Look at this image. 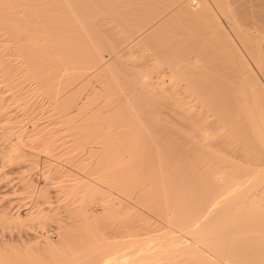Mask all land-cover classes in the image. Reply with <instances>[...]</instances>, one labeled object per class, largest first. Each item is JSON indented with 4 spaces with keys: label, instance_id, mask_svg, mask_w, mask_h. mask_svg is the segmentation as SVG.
Returning <instances> with one entry per match:
<instances>
[{
    "label": "rangeland",
    "instance_id": "rangeland-1",
    "mask_svg": "<svg viewBox=\"0 0 264 264\" xmlns=\"http://www.w3.org/2000/svg\"><path fill=\"white\" fill-rule=\"evenodd\" d=\"M47 1L1 0L0 4V161L13 146L20 153L15 161L4 159L10 167L7 162L0 169L7 175L0 182V193L5 195L0 194V205L4 207L0 213V264H134L137 259L132 262L135 257L131 255L139 261L145 259L143 263L147 264H264V122L260 124L253 116L260 113L259 106L264 112V76L214 0L202 1L207 14L195 9H202L197 2L191 4L193 8L190 5L195 12L185 9L200 19H193L191 25L183 23L189 25L190 32L185 29L189 34L185 33L184 41L178 43L193 46L192 54L198 61L191 70L184 71L181 81L188 80V76L191 79L188 93L199 91L201 85H215L216 97L224 96L226 112L242 113L244 109V114L226 133L229 137L225 136L237 147L233 146L228 154L223 151L222 161L218 158L221 162L214 160L207 166L201 163L207 151L195 152L196 147L184 144L197 122L167 114L171 112L168 107H172L170 96H152L151 90L136 84L138 74L144 72L140 63L160 42L163 31L154 38L156 44L152 39L144 41L145 46L152 44L151 50L147 46L145 52L115 57L109 54L104 39L109 38V31L104 33L102 29L110 30L111 25L106 26L111 23L109 18V22L103 21L107 22L105 26L99 24L104 32L89 25V37L83 38L82 25L52 20L60 6L48 4L64 2ZM47 15L52 17L47 19ZM65 18L68 21V15ZM8 23L17 25L18 30ZM190 27L197 32H191ZM112 28L118 30L116 25ZM23 33L25 39L14 40ZM193 33H197L195 37ZM30 34H34L31 40L40 37L39 44L28 41ZM78 43H83V50ZM93 46L105 56L101 70L89 68L88 50ZM236 74L241 78L244 75L241 82ZM232 76L238 78L233 82L240 83L239 87L244 81L254 86L255 95L231 83ZM249 96L259 102L248 100ZM245 111H253V118L250 113L248 116L256 127L260 126H253L257 131L248 125ZM219 149L208 150L210 155L205 156H214ZM218 172L222 177L216 180L212 175ZM256 190L258 201L244 204V196ZM212 199L222 200L220 210L205 209L209 201L214 202ZM201 217V222H192ZM156 228V243L137 242L138 249L137 245L133 247L136 242H125L126 235L140 230L154 232ZM167 236H177L180 244L175 243L179 239L167 240ZM144 247L157 255L156 260ZM140 249L148 257L136 255ZM107 257L108 262L104 261Z\"/></svg>",
    "mask_w": 264,
    "mask_h": 264
},
{
    "label": "bare ground",
    "instance_id": "bare-ground-1",
    "mask_svg": "<svg viewBox=\"0 0 264 264\" xmlns=\"http://www.w3.org/2000/svg\"><path fill=\"white\" fill-rule=\"evenodd\" d=\"M34 1V0H33ZM42 1V0H41ZM49 1H53L54 0H49ZM47 1V2H49ZM57 1H62L64 2V5H57L58 2ZM55 2H57V4H55L56 6H50V3L48 4L49 7H57V6H60L59 8H56V11L55 9L53 11L55 16L52 17V15H47L46 18L49 19L52 17V20H54L53 18H57L58 21L57 22H66V23H71L72 21H75L76 24H79V25H82L81 29H82V37L85 38L86 37H89V34H87V32L89 31L88 27H96L99 28V30H101V28L103 27L102 25L100 26L99 24L103 23L106 24L107 22L106 21H111V23H107L106 26H109V29L110 30H106L105 28H102L103 30H105V32L103 30H101L102 32L106 33L108 32V37L109 38H105V41H107L106 43V47L108 48V51H109V54L115 56V57H122L123 55H126V54H131V53H134L137 51L138 52H145V48L148 46V48L150 49L151 45L152 44H148V45H144L145 44V40L147 39H152L150 41H153V45H154V38H158L159 36H157V34H160L162 33V37L160 38V42L158 44L155 45L154 49L150 52V54L146 55L144 61L142 63H140L144 68L142 70H144V72L138 74L139 75V78H137V82L136 84H138L141 88L142 86L145 87L146 91H149L151 90V94L152 96H154L153 94L155 95H158L160 96L159 94H164L165 96H167V98L170 96V99L173 100L172 101V107H168L169 108V113L167 114H177V115H180V116H185V118L188 120V119H193L197 122L196 125L194 126H191V129L190 131L191 132H188V138H186L187 140H185L184 144L185 145H189L191 144V146H194L196 147L197 149H194L195 152H204V151H207L205 152L206 154H209L208 153V150H211L212 149H219L218 153L215 154L214 156H205L203 155L201 158H202V162L201 163H205L204 165L207 166V164H213L215 162H213L214 160H219L218 158H220V160L222 158H224L223 156L225 154H228L229 152H232L234 149H233V146L236 148V144L235 145H232V140L230 141L229 139H227V137L225 136H228L226 135V133H228L229 130H231V126L233 127V123L236 121L235 120H239V118L241 117L244 111H242V113H232V114H228V112H226V106H225V99L222 100V98L224 96H222L223 94L226 95V92L223 93L221 96V99L220 98H217L216 96L218 95V92L215 91V88H213L212 86H208V84L205 86L201 85V90L199 88V91H195V93H188L187 92V89L190 87V80H189V76L187 74H184L185 77L188 76L187 78L185 79H188V80H185L184 78V82L181 81L182 78L181 77H184L182 76V74L184 73V71H188V68L190 69V67L193 68V66H195V64L197 63L198 59H197V55L195 56V54L193 55L192 52H193V49L192 47H189L187 48V46L185 47V44L183 46V44H180L182 43L181 41L183 39H185V33L187 32H190L189 31V25H191V23H193V21L196 19H200V16L198 14H192L190 13V10L191 8H193L194 5H191L193 4L194 2L196 3H199L202 7V9H199V8H195L197 11L198 10H203L204 14L206 13V11H204V4H203V0H57ZM203 1V2H202ZM1 2V0H0ZM17 2V1H16ZM29 3V1H27ZM36 2V1H35ZM215 4L217 5V8H219L220 10V13H222L223 15L222 16H225V20L227 19V22L228 25L230 24V28L232 27V30L234 32L235 37L237 36L239 38V40L241 41V43L243 44V47L245 48V50L247 51V53L249 54V56L252 58L253 62H255L257 68L260 70V72L263 74L264 76V0H214ZM45 3V2H44ZM2 4V2L0 3ZM4 5V4H3ZM31 5V4H30ZM33 5V4H32ZM31 5V6H32ZM37 5V4H36ZM52 5V3H51ZM190 5H191V8H190ZM206 5V4H205ZM215 6V5H214ZM36 7V6H35ZM207 7V6H206ZM189 8L187 11L185 9ZM33 9V7H32ZM195 9H191L192 12H195L196 10ZM208 9V8H207ZM51 10V8H50ZM195 10V11H193ZM18 12V11H17ZM17 12L15 13V17L17 16ZM202 12V13H203ZM37 13V12H36ZM199 13V12H197ZM201 13V15H202ZM219 13V11H218ZM39 14V12H38ZM49 14V13H48ZM68 15V21L66 20L67 18L66 15ZM105 16H103V15ZM207 14V13H206ZM204 16V15H202ZM14 17V18H15ZM81 17V19H80ZM208 17V16H206ZM109 18V19H108ZM211 18V17H209ZM208 18V19H209ZM33 19V18H32ZM108 19V20H107ZM194 19V20H193ZM207 19V18H206ZM31 20V19H30ZM29 20V21H30ZM64 20V21H63ZM66 20V21H65ZM104 20H106L105 22H103ZM35 21V20H33ZM33 21H30L31 23ZM108 21V22H109ZM186 21H189V22H186ZM192 21V22H191ZM199 21V20H198ZM198 21H195V22H198ZM208 21V20H207ZM210 21V20H209ZM115 22V23H114ZM186 23V24H189L185 27V25L183 23ZM200 22V21H199ZM202 20H201V24H202ZM205 22V21H204ZM36 23V22H35ZM220 23V22H219ZM9 25H13L12 23H8ZM64 24V23H62ZM29 25V24H28ZM67 24H64V26H66ZM78 25V26H79ZM91 25V26H89ZM96 25L100 26V27H97ZM116 25V28L118 27V30L115 29V31L113 30L114 28H112L113 26L115 27ZM193 25V24H192ZM194 25H198L197 23H195ZM24 26V25H23ZM70 26H73V25H70ZM105 26V25H104ZM204 25H200V27H202ZM15 27V24L13 25V28ZM17 27V25H16ZM15 27V28H16ZM26 27V26H25ZM68 27V25H67ZM193 28H197L195 26H192ZM192 27H190L192 29ZM44 28V27H43ZM60 28V27H59ZM75 28V27H73ZM121 28V29H120ZM164 28V29H163ZM11 30H14L15 29H12L10 28ZM18 30V28H16ZM62 29V27H61ZM68 29V28H67ZM185 29H188L185 30ZM20 30V29H19ZM31 30V28H30ZM32 30H33V27H32ZM46 30V29H45ZM202 30V28H201ZM199 29V31H201ZM231 30V31H232ZM21 31V30H20ZM20 31H16L17 33H20ZM187 31V32H186ZM193 31V29L191 30V32ZM195 32H197L196 30H194ZM193 31V32H194ZM198 31V32H199ZM12 34H13V31H10ZM15 32V34H17ZM22 32V31H21ZM92 32H95V33H98L96 32L95 30L92 31ZM156 32V33H154ZM155 35H154V34ZM11 34V35H12ZM14 34V37H16V35ZM29 34V33H28ZM35 34V33H34ZM34 34L33 35H27V37H30V40H28L29 42H33V43H38V39L40 38H36L31 40L33 37H34ZM63 34V33H62ZM99 34V33H98ZM189 34V33H187ZM197 33H193V37L196 36ZM213 34V33H212ZM23 37L21 38H18L16 37V39H13L14 40H19L20 39L22 40V38H24V36L26 37V35H24V33L22 34ZM39 35V34H38ZM57 35V34H56ZM93 35H96V34H93ZM200 35H203L202 33H200ZM102 36V34H101ZM199 36V35H198ZM47 37V36H45ZM48 37H50L48 35ZM72 37V35H71ZM99 37V35H98ZM189 37H191V35H189ZM12 38V37H11ZM63 38V37H62ZM77 38V37H76ZM75 38V40H76ZM92 37H90L91 39ZM187 38H188V35H187ZM25 39V38H24ZM50 39V38H49ZM58 39V38H57ZM226 39V38H225ZM48 40V39H47ZM51 40V39H50ZM49 41V43H51ZM88 40V39H86ZM103 40V38H102ZM200 40V39H199ZM37 41V42H35ZM42 41V40H41ZM40 41V42H41ZM47 41V42H48ZM52 41V40H51ZM84 41V40H83ZM91 42H93V40H88ZM184 41V40H183ZM186 41V40H185ZM55 42V41H54ZM82 42V41H81ZM158 42V41H157ZM180 42V43H178ZM223 42V41H222ZM4 43V42H3ZM144 43V44H143ZM185 43V42H184ZM39 44V43H38ZM68 44V43H67ZM66 44V45H67ZM83 45V43H78V45L80 46V48L82 47L81 45ZM94 44V43H93ZM96 44V43H95ZM57 45V44H56ZM70 45V44H69ZM26 46V45H25ZM24 46V47H25ZM32 46V45H31ZM30 46V47H31ZM35 46V45H34ZM38 46V45H36ZM79 46H77L76 48H78ZM86 46V45H85ZM150 46V47H149ZM224 46V45H223ZM63 47V46H62ZM70 47V46H69ZM92 47V46H91ZM93 46V48L88 52H89V55H90V58H89V65L91 67L89 68H94L96 70L100 69L105 66L103 65L104 64V61L106 59H103V55L101 54L100 50L98 47H95ZM153 47V46H152ZM27 48V47H26ZM29 48V47H28ZM33 48V47H32ZM64 48V47H63ZM68 48V47H67ZM52 49V48H51ZM84 48L82 47L81 50H83ZM88 49V48H86ZM90 49V48H89ZM25 50V49H24ZM33 50V49H32ZM151 50V49H150ZM192 50V51H191ZM35 51V50H34ZM37 51V50H36ZM196 51V50H194ZM32 52V51H31ZM30 52V53H31ZM149 53V52H148ZM228 53V52H227ZM80 54V53H79ZM104 54V53H103ZM108 55V54H107ZM141 55V54H140ZM144 55V53L142 54ZM124 57V56H123ZM142 57V56H141ZM127 58V57H126ZM114 59V58H113ZM142 59V58H141ZM140 59V60H141ZM109 60V59H107ZM85 61V60H84ZM241 61V60H240ZM86 63V64H87ZM138 63V62H137ZM203 63V62H202ZM87 65H84L87 69ZM138 65V64H137ZM140 65V66H141ZM243 65V64H242ZM198 66V65H197ZM229 66V65H228ZM138 67V66H137ZM110 69V68H109ZM17 70V69H16ZM191 70V69H190ZM230 70V69H229ZM250 70V69H249ZM89 71V70H88ZM94 72V71H93ZM191 72V71H190ZM86 73V71H85ZM95 73V72H94ZM93 73V74H94ZM187 73V72H186ZM91 74V73H90ZM89 75V74H88ZM202 74H200V76H202ZM239 75V74H238ZM237 74L235 75L236 77H240V80L235 79V80H238L241 82V76H238ZM242 75V74H240ZM32 77V76H31ZM199 77V76H197ZM196 77V78H197ZM234 76L231 77V79L233 78ZM235 77V78H236ZM10 78V77H9ZM8 78V79H9ZM191 78V76H190ZM194 78V77H193ZM200 80L202 77H199ZM225 78V77H224ZM228 78V77H227ZM214 79V78H213ZM216 79V78H215ZM230 79V80H231ZM195 80V79H194ZM211 80V79H210ZM234 79H232V82H233ZM198 81V80H196ZM228 81H229V78H228ZM236 81V83L238 82ZM243 81V80H242ZM195 82V81H194ZM193 82V83H194ZM199 82V81H198ZM213 82V81H212ZM197 83V82H196ZM211 83V82H210ZM216 83V81H215ZM214 83V84H215ZM243 83V82H242ZM241 83V84H242ZM246 83V81H244V84ZM14 84V83H13ZM204 84V83H203ZM239 84L240 83H237L235 86L237 87L238 85V88H240V90L243 88L245 90H247L248 92H250L252 95L254 93L255 95V92H253V88L254 86L252 87L250 84L248 85H242L241 87H239ZM198 85V84H197ZM213 85V84H212ZM224 85H226L224 83ZM223 85V86H224ZM232 85V84H231ZM137 86V85H136ZM192 86V85H191ZM203 86V87H202ZM229 86V84L227 85ZM233 86V85H232ZM235 87V88H236ZM229 88V87H228ZM231 88V87H230ZM237 88V89H238ZM218 89V88H217ZM225 89H227L225 87ZM224 89V90H225ZM236 89V90H237ZM242 89V90H243ZM263 89V88H262ZM198 90V88H197ZM231 90V89H230ZM239 90V89H238ZM237 90V91H238ZM257 90V89H255ZM229 91V89H228ZM227 91V92H228ZM234 90H233V94H234ZM248 92H246L247 95ZM253 92V93H252ZM260 92V90H259ZM147 93V92H146ZM230 93V92H229ZM258 92H256L257 94ZM236 94V93H235ZM263 94V93H261ZM258 95L257 98L260 99ZM162 95V96H164ZM237 95V94H236ZM239 96L243 95V92L242 94H238ZM237 95V96H238ZM156 96V97H158ZM220 96V95H219ZM228 96V94H227ZM226 96V97H227ZM229 96H231L229 94ZM234 96V95H233ZM232 96V97H233ZM236 96V98L240 101L241 99H239L238 97ZM251 96V95H250ZM250 96L248 97V100H250ZM243 97V96H242ZM254 97V98H253ZM251 100H255V96H253ZM235 98V97H234ZM247 98V97H246ZM250 98V99H249ZM150 99V98H149ZM227 100H229L228 98H226ZM209 100L213 101L214 103L216 104H212L211 102H209ZM232 100V99H231ZM237 100V101H238ZM250 100V101H251ZM264 100V98H263ZM262 100V101H263ZM230 101V100H229ZM243 101V100H242ZM244 101H247L246 99ZM255 101H258L257 99ZM255 101L251 102L253 104H255ZM260 101V103L262 102ZM83 102V101H82ZM228 102V101H227ZM232 102V101H230ZM259 102V101H258ZM264 102V101H263ZM246 103V102H245ZM259 103V105H260ZM198 104V105H196ZM212 104V105H211ZM244 104V103H243ZM248 104V103H247ZM250 104V102H249ZM252 104V105H253ZM256 105V104H255ZM245 108V106H242ZM171 108V109H170ZM247 108V107H246ZM245 108V109H246ZM259 110L257 109V111H259L260 113H258V115L256 116L257 112H255V114L253 113V111H248V114L250 113L251 115V118H253V116H255L254 118L256 119L258 117L259 119V123L262 124L261 122L263 121L264 122V116L262 115L261 112H263V108L261 106L258 107ZM232 109V107H231ZM249 109V107H248ZM246 109V111L248 110ZM242 110V108H241ZM134 111V110H133ZM245 111V112H246ZM168 112V110H167ZM240 112V111H239ZM166 113V112H165ZM230 113V111H229ZM247 112H246V115H244V118L245 116L246 117H249L250 119V115L248 116ZM254 114V115H253ZM264 114V112H263ZM29 115V113H28ZM70 115V114H69ZM253 115V116H252ZM262 116V117H261ZM97 117V116H96ZM248 120V125L252 127V131L255 130L257 127L259 129L260 126H255L252 122V120L250 119ZM254 119V120H255ZM154 121V120H153ZM247 124V123H246ZM258 125V124H257ZM253 126L256 127L253 129ZM187 127V126H186ZM250 127V128H251ZM190 128V127H189ZM264 129V127H263ZM244 131V130H243ZM257 131V129L255 130ZM254 131V132H255ZM262 131V129H261ZM260 131V133H262ZM252 132V133H254ZM264 132V131H263ZM231 133V132H230ZM243 133V132H242ZM260 133H258L259 135H261ZM258 134L256 136H258ZM255 135V133H254ZM231 136V135H230ZM229 137V136H228ZM185 138V137H184ZM232 139V138H231ZM46 140V139H45ZM182 140V139H181ZM51 142V141H50ZM181 142V141H180ZM190 142V143H189ZM234 142V141H233ZM1 143V142H0ZM44 143V142H43ZM183 144V143H182ZM183 144V145H184ZM180 145V144H179ZM44 146V145H43ZM181 146V145H180ZM232 146V147H231ZM186 147V146H185ZM45 148V147H44ZM232 148V149H231ZM9 149V148H8ZM7 149V150H8ZM18 148H16L15 146L11 147L8 151H6V157L4 156V154L2 156H4V159H7L9 160L10 162L11 161H15V159H17V157L19 156L20 158V153L18 152L17 150ZM185 149V148H184ZM188 149V148H187ZM191 149V147H190ZM189 149V150H190ZM43 150V149H42ZM46 150V148H45ZM130 150V149H129ZM180 151L182 150V148L179 149ZM186 150V149H185ZM184 150V152H185ZM214 151V153L217 152ZM225 154H222L224 153ZM182 152V151H181ZM186 153V152H185ZM192 153H193V150H192ZM183 154V153H182ZM188 154V152H187ZM202 155V154H201ZM210 155V154H209ZM1 156V154H0ZM156 156V155H154ZM163 156V155H162ZM200 156V155H199ZM198 156V157H199ZM136 157V156H135ZM183 157V156H182ZM3 158V157H2ZM150 157H148L149 159ZM151 158H153V156H151ZM4 159L2 161H0V169H1V165L2 163H6L7 162H4ZM146 157H145V161H146ZM161 160H164L161 159ZM173 160V159H172ZM180 160V159H179ZM219 160V162H221ZM28 161V160H27ZM144 161V162H145ZM152 161V160H151ZM167 160L165 161H161L162 162H166ZM182 161V160H181ZM9 163V162H8ZM10 164L9 163V167H10ZM116 165V164H115ZM203 166V165H202ZM118 167V166H117ZM23 171V170H22ZM4 174V175H3ZM25 174V173H24ZM168 175V174H167ZM7 176L5 173H1L0 171V182H4V178H7L5 177ZM165 176V175H164ZM209 176V175H208ZM4 177V178H3ZM21 177V176H20ZM211 177V176H210ZM213 178H216L217 179H221L222 175L220 172L218 173H215L212 175ZM9 178V177H8ZM4 179V180H3ZM215 180V179H214ZM216 180H215V183L216 184ZM198 181V180H197ZM211 181H213L211 179ZM220 182V180H218ZM206 182V181H205ZM218 182V183H219ZM9 184V183H8ZM188 184V183H187ZM199 184V183H198ZM202 184V183H201ZM237 184V183H236ZM203 185V184H202ZM218 185V184H217ZM212 186V185H211ZM231 186V185H230ZM234 186V185H232ZM140 187V186H139ZM238 187V186H237ZM5 188V187H4ZM212 188V187H211ZM220 188V187H219ZM138 189V188H137ZM229 189V188H228ZM234 189V188H233ZM3 190V189H2ZM194 190V189H193ZM198 190V189H197ZM203 190V189H202ZM207 190V189H205ZM199 191H200V188H199ZM227 191V189H226ZM259 190H256V191H252L250 192L249 194H247V196H244V198L246 197V200L243 199V202L244 204L246 202H256L258 201L257 200V192ZM4 192V191H3ZM237 192V191H236ZM2 193V191H1ZM0 193V194H1ZM139 193V191H138ZM162 193V192H161ZM191 193H193L191 191ZM198 193V192H197ZM204 193V192H203ZM233 194V193H232ZM1 195H4V194H1ZM8 195V194H7ZM151 195V194H150ZM198 195V194H197ZM5 196V195H4ZM195 196V195H194ZM200 196V195H199ZM196 197V196H195ZM227 197V196H226ZM9 198V197H8ZM211 198V197H210ZM214 198V197H213ZM219 198V197H217ZM209 199V198H208ZM256 199V200H255ZM15 201V200H14ZM212 201L214 202H211L210 201L208 202L209 205L207 206V208L205 209H208L210 211H217V210H220L221 206H222V200L221 199H212ZM227 201V200H226ZM12 202V201H11ZM184 202V201H183ZM127 203V202H126ZM225 203V202H224ZM1 204V203H0ZM182 204V203H181ZM249 204V203H248ZM201 205V204H200ZM236 206V204H234ZM239 206V205H238ZM245 206V205H244ZM181 207V206H180ZM204 207V206H203ZM242 207V206H241ZM202 208V207H201ZM199 208V209H201ZM4 211V207L0 205V213H2ZM17 209V208H16ZM236 210V209H235ZM237 211H238V208H237ZM203 213V212H202ZM5 214V213H4ZM3 214V215H4ZM208 214V213H206ZM31 215V214H30ZM198 215V214H197ZM193 216V215H192ZM199 216V215H198ZM204 217L206 218L207 215L205 216L204 214ZM27 218V217H26ZM184 218V217H183ZM187 218V217H186ZM196 218V217H195ZM36 219V218H35ZM89 219V218H88ZM200 219H203L202 217L199 218V221L197 220V222H194L192 221L193 223H198V222H201ZM184 220V219H183ZM193 220H195L193 218ZM204 220V219H203ZM136 221V220H135ZM140 222V221H139ZM218 222V221H217ZM192 223L193 227H195V225ZM131 224V223H130ZM201 225V224H200ZM187 226V225H186ZM188 226H190L188 224ZM187 226V227H188ZM259 226V225H258ZM152 227V226H150ZM156 227V226H155ZM185 227V226H184ZM183 227V228H184ZM132 227H130L129 229H131ZM136 228V227H135ZM139 228V227H138ZM198 228V227H196ZM196 228H193V229H196ZM260 228V227H259ZM192 229V230H193ZM136 230V229H135ZM151 230V229H150ZM156 230H158L156 232ZM156 230H154V232H145V233H141L143 230H140L141 232L136 234L137 232H134L135 234H129V235H126V239H125V242H131L130 244L132 245V243L134 244V242H136V244H134L133 247H136L135 245H137V248H138V244L137 242L139 243H143L145 244V241H153V243H156L154 240L156 238L159 237V229L156 228ZM189 230V229H188ZM197 230V229H196ZM137 231V230H136ZM173 231V230H172ZM127 233H130L127 232ZM120 235V234H119ZM172 235V234H170ZM116 236V235H115ZM39 237V236H38ZM112 237V236H111ZM114 237V236H113ZM116 237H121L122 236H116ZM168 237H172V238H177L176 237H173V236H167V240L170 239ZM120 239V238H119ZM124 239V238H123ZM164 239V238H162ZM179 239V238H177ZM202 239H203V236H202ZM16 240V239H15ZM115 240V239H114ZM157 240V239H156ZM165 240V239H164ZM158 241H160L158 239ZM180 241L177 240V242L175 243H178L180 244ZM120 242H122L123 244V240H120ZM54 243V242H53ZM115 243V242H113ZM160 243V242H159ZM165 243H168V242H165ZM171 243V242H170ZM169 243V244H170ZM129 244V245H130ZM140 244V245H141ZM169 244H166V246H168ZM176 244V245H178ZM121 245V244H119ZM128 245V243H127ZM149 245V244H148ZM165 245V244H164ZM126 246V245H124ZM158 246V245H157ZM165 246V248H166ZM175 246V245H174ZM184 246V244H183ZM2 247V246H0ZM7 247V246H6ZM42 247V246H41ZM129 247V246H127ZM142 247V246H141ZM187 248V246H185ZM184 247V248H185ZM183 248V247H181ZM5 249V248H4ZM131 249V247H130ZM139 249V248H138ZM145 249V247L143 248ZM143 249H140L141 251H138L140 252V254H136V255H139V257H141V255H143L145 252H143L142 250ZM150 248L147 247L145 249V251L147 250L148 252L146 253H150L152 255V250L150 251L149 250ZM158 249V248H157ZM169 250H172V247L169 249ZM3 251V249H2ZM8 252V251H7ZM132 252V251H131ZM131 252H125V253H131ZM135 252V251H134ZM133 252V253H134ZM122 253V252H121ZM136 253V252H135ZM159 254H161L160 252H158ZM256 253V252H255ZM22 254V253H21ZM123 255V253H122ZM145 257H148L146 256L147 254H144ZM97 256V255H96ZM116 256H118L116 254ZM125 256V255H123ZM133 257H135L134 259H132L134 262V260H136V263L137 264H140V263H143L145 262L143 260H138V257H136L135 255H131ZM157 255H152L151 257L153 258V260H156V257ZM114 256L112 255L110 258H111V261H113L112 259ZM127 257H130V256H127ZM132 257V258H133ZM150 257V259H152ZM156 257V258H154ZM118 258V261L120 260L119 257ZM126 258V257H125ZM124 258V259H125ZM173 258V257H171ZM129 259V258H127ZM130 260V259H129ZM160 260V259H159ZM104 261H110V259H105ZM128 260H125L124 262H127ZM139 261V262H138ZM4 262V261H3ZM176 262V261H174ZM179 262V261H178ZM105 263V262H104ZM104 263H100V264H104ZM111 264H115L113 262H109ZM121 262H118L117 264H120ZM134 263V264H136ZM7 264V263H6ZM10 264V263H9ZM122 264V263H121ZM128 264V262L126 263ZM133 264V263H132ZM143 264H147V263H143ZM221 264V263H220ZM233 264V263H232Z\"/></svg>",
    "mask_w": 264,
    "mask_h": 264
}]
</instances>
